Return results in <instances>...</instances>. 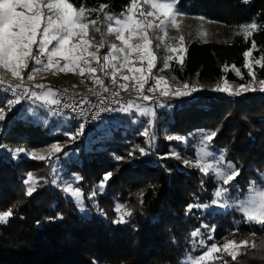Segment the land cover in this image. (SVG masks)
I'll return each instance as SVG.
<instances>
[{
    "label": "trees",
    "instance_id": "trees-1",
    "mask_svg": "<svg viewBox=\"0 0 264 264\" xmlns=\"http://www.w3.org/2000/svg\"><path fill=\"white\" fill-rule=\"evenodd\" d=\"M72 2L79 6V0ZM84 2L88 7L109 4V11L119 13L129 0ZM179 7L185 13L203 15L227 25L252 20L264 23V0H248V3L179 0ZM96 15L93 13L92 18ZM251 39L264 51V31L254 33ZM251 39L245 42L242 35H235L226 41H188L183 65L172 62L169 73L176 81L198 83L204 90L188 97L163 98L160 103L164 107L153 105L157 137L153 154L140 156L137 151L134 158L127 157L137 146L146 147L145 138L138 133L140 123L133 122L144 118L135 119V114L117 111L99 121L87 138L79 137L64 149L75 155L64 162L62 176L83 177L78 186L85 194V212L51 185L50 180L27 196L22 181L28 170L37 169L21 155L13 157L7 151L16 147L41 148L67 138L63 134L67 127L59 126L61 119L44 123L27 114L22 107L26 104L9 112L7 119L0 122V211L15 207L8 223L0 224V264H182L188 254H199L192 247L190 232L201 223L215 226L218 243L223 237L239 240L255 231L256 236L251 239L256 241L257 248H242L236 261L227 256L225 259L229 264H264V232L258 226L241 222L238 212L211 215L194 209L192 214H185L186 206L195 202L196 197L200 202L210 201L215 184L211 174L202 176L197 169L182 163L183 158H194L192 148L199 130H218L211 144L216 149H226L227 159L240 168L235 183L242 189L264 167V93L229 96L210 90L225 77L231 83H246L250 79L243 68L242 53L250 47ZM259 54L254 52L255 56ZM225 64L241 68L244 79L232 71L224 72ZM257 76L264 78V70L257 68ZM67 79L69 83L74 80ZM69 122L76 127L72 119ZM169 135L187 137V142L168 141ZM170 150H177L182 159H157V153L162 155ZM116 156L125 159L117 160ZM47 167L51 172L50 164ZM108 171L113 176L105 191L98 192L95 201L87 199ZM201 179L205 181L203 190ZM118 203L132 209L128 223H112ZM58 212L63 213L62 220H48ZM235 222H240L239 231L233 237L230 233Z\"/></svg>",
    "mask_w": 264,
    "mask_h": 264
},
{
    "label": "snow or ice",
    "instance_id": "snow-or-ice-1",
    "mask_svg": "<svg viewBox=\"0 0 264 264\" xmlns=\"http://www.w3.org/2000/svg\"><path fill=\"white\" fill-rule=\"evenodd\" d=\"M242 2L248 3V0ZM109 8L110 5L105 3L98 7H88L84 0H79V6L72 0H0V69L19 81L12 83L0 74V122L5 121L8 113L25 100H31L34 104L39 101L40 108L58 106V112H53V115H63V111L59 110L62 104L64 108L71 109L81 117H84L85 112L83 106L87 104L97 109L92 119H96L102 111H118L130 116L135 114L144 118L133 122L140 123L138 133L145 138L146 147L137 146L127 153V157L134 158L137 151L140 156L153 154L157 140L156 111L153 105L164 107L160 103L163 98L188 97L204 90L203 85L179 82L175 77L172 80L176 82L170 83L166 77L153 71L157 69L158 63V71L170 68L173 61L183 65L184 54L187 52L186 38L183 34L169 37V29H176L179 33L186 13L180 9L179 0H129L119 13H113ZM93 13L97 14L96 18H92ZM196 19L204 21L206 17L201 15ZM238 28L236 34L242 35L245 42H248L254 33L264 31V23L252 20L240 24ZM90 30H94L100 38L90 35ZM207 35V31L198 33L200 37ZM106 36L113 37L118 43L106 39ZM161 47L165 53L158 56L157 50ZM105 48L107 51L101 54V50ZM254 52L260 54L255 56ZM242 55L245 60L243 68L247 70L250 79L234 86L225 77L210 90L229 96L248 92L264 93V78L258 79L257 76V68L264 70V51L260 50L255 39H251L250 47ZM30 63L32 67L28 71ZM45 71L87 77L96 86L88 91L97 102L93 103L87 96H82L77 101L75 96L79 94H73L68 96L71 103H64L62 97L67 95L66 89L57 91L42 83H27L34 82L37 75ZM223 71H232L237 77L244 79L241 68L235 64H225ZM118 77L123 82L118 83ZM106 79L111 85L117 86L118 90H112ZM130 85L136 92V98L125 101L120 97L119 90L128 91ZM30 111L35 114L34 110ZM87 123V119L82 118L75 128L65 131L63 134L67 137V143L77 141L84 134ZM217 134L218 130H199L198 139L192 148L194 158L182 159L180 153L170 150L162 155L157 153V159H182L185 167L197 169L202 176L211 174L215 184L211 200L200 202L199 197H196L195 202L186 206V215L192 214L194 209L199 212L214 208L234 210L241 214V222L258 226L264 232V171L257 170L258 179H249L247 187L240 189L239 184L234 183L241 174L240 168L226 158V149H219L217 152L212 147L211 142ZM167 140L184 144L187 137L169 135ZM7 151L13 157L23 154L32 160L46 161L51 166L49 177H37L32 171L26 173L22 183L27 196H32L38 186H42V183L48 184L50 180L51 185L59 188L81 212L86 211L85 194L83 188L78 186L83 177L71 175L65 179L60 175L57 167L59 154L67 157L69 153L64 151L59 141L40 150L16 147ZM115 159L122 160L125 157L116 156ZM112 176L111 171L103 174L87 199L95 201L98 192L105 191ZM204 184V179H201L202 190ZM140 203L143 204L142 194ZM14 207L15 205L0 211V224H7L14 216ZM114 212V224L128 223L127 218L133 214L128 205L120 203L115 205ZM62 219L63 213L59 212L48 217L53 222ZM239 223H234V231L230 233L233 237L239 231ZM202 229L207 230L206 238ZM215 231V226L210 227L204 223L192 230V247L198 248L199 254H188L182 264H217L218 261L229 264L226 256L236 261L242 248L247 250L249 247H258L256 241L251 239L256 236L255 231L249 237L239 240L223 237L221 243L216 241Z\"/></svg>",
    "mask_w": 264,
    "mask_h": 264
},
{
    "label": "rangeland",
    "instance_id": "rangeland-1",
    "mask_svg": "<svg viewBox=\"0 0 264 264\" xmlns=\"http://www.w3.org/2000/svg\"><path fill=\"white\" fill-rule=\"evenodd\" d=\"M199 16H201V15H194V14L186 13V15L182 18V24H181L180 32L178 33L176 31V29H169V37H175L179 34H183L186 38L185 42H186V47H187L188 41H190L192 39L226 41V40L232 39L235 35H237L236 33L239 31V28H238L239 25H227V24H224L220 21L212 20V19H209L207 17L204 21H200V20L196 19V17H199ZM201 25H203L202 28H201ZM200 31H207V33H208L207 37L198 36V33ZM90 35L96 36L97 39L100 38L99 34L95 33L94 30H90ZM106 39L118 43V41H114V38L111 36H106ZM106 51H107L106 48L102 49L101 54H103ZM164 53H165V50L163 47H161L160 49L157 50L158 56H163ZM185 54H184V57H185ZM31 67H32V64L30 63L28 71L31 70ZM159 68H160V63H158L157 69L153 70L154 73L158 72L159 75L166 77L170 83H175V81L172 80V77L169 73V68L165 69L163 71H158ZM0 74L4 75L5 78L12 81V83L19 82V81L14 80L11 77V74L6 72L3 69H0ZM124 74H126V73H124ZM26 76H27V72L25 73V78H26ZM67 77H71L74 80L69 83ZM121 82H123V81L120 80L118 77V83H121ZM33 83H45L46 85H49L52 88L53 87H59V88H68V89H89L91 87H94L92 81L90 79H87V77H80L79 75L73 74V73L64 74V73H52V72H47V71L38 74L36 77V80ZM106 83L109 84V86L112 90H118L117 86L111 85L109 80H107V79H106ZM229 83L233 84L234 86L241 84V83H231V82H229ZM119 91H120V96H126V97H128V99H135L136 98V92H135L134 88L131 87V85H130L128 91H125V90H119ZM144 103H146V102H144ZM39 104L40 103H35V104L30 103V104H26L22 107H24L26 109L27 114H32L36 119L41 120L44 123H51L53 120L59 121L61 119L59 121V126H62V127L66 126L67 129L65 131H68L69 129L74 128V126L69 122V119H71V117L69 115H67V114H64V116L63 115L59 116L58 114L53 115L52 114L53 111L51 109L40 108ZM18 107H20V105L15 106L13 108V110L18 108ZM30 110H34L35 114H33V112ZM120 118H124V117H120ZM134 118L136 119L137 116L135 115ZM102 125H106V123H103ZM59 142L64 147V149H66V147L71 144V143H67V138H62L59 140ZM52 143H55V142H52ZM51 144H47L46 146L51 145ZM44 147L45 146H43L41 148H27V149H29V150H40V149H43ZM212 147L217 152L219 151V149H221V148L216 149L213 145H212ZM173 151L177 152V150H173ZM68 153H69V155L67 157L60 155V160H59V163L57 164V167L60 170L61 176H62V169L61 168L64 166V162L66 160H68V158L70 156H72L73 154L75 155V153H72V152H68ZM21 157H24L26 160H29L30 165H32V167H36V169H37L36 171L28 170V171H32L35 176L45 177L46 175L49 174L50 171L48 170V167H47L49 165L48 162L32 160L23 154H21ZM52 159L55 160V157H53ZM261 171H264V167L262 168ZM65 179H67V178H65ZM253 179H258V176L253 178ZM239 187H240V185H239ZM240 189H242V188L240 187ZM24 191H25V187H24ZM233 194H235V193H233ZM229 211H234V210H224V209L214 208V209L204 211L203 214H205L206 212H209L211 215L214 213L224 214V213H227ZM204 224H206V223H204ZM202 231L204 232L205 238H206L207 230L202 229ZM208 243L210 244L211 242L208 241ZM195 251L197 253H199L198 248ZM196 255H198V254H195L193 256H196Z\"/></svg>",
    "mask_w": 264,
    "mask_h": 264
},
{
    "label": "built area",
    "instance_id": "built-area-1",
    "mask_svg": "<svg viewBox=\"0 0 264 264\" xmlns=\"http://www.w3.org/2000/svg\"><path fill=\"white\" fill-rule=\"evenodd\" d=\"M16 83H18V82H16ZM27 83L29 85L33 84V82H27ZM42 84H45V83H42ZM94 87H96V86H94ZM53 89L57 90V91H63L65 89L67 90V95L62 97V100L64 103H71V101L68 99V96H72L73 94H79V95L75 96V99L77 101H79L82 96H87L91 101H93V103L97 102L96 98L88 91V89H68V88H59V87H53ZM120 97L123 98L125 101L128 100V97H126V96H120ZM30 103H32L31 100H25V101H22L21 104L24 105V104H30ZM36 103H40V102L38 101ZM83 107L85 109V112H84V117H81L76 112H73L71 109L64 108L63 104L61 106H59V110H62L63 114L69 115L71 117V119L74 121V123H76V125H78V123L81 122L82 118L87 119L88 123L86 124L84 134L80 136L81 138H87L91 132V129L93 127H95L97 125V123H99V121H101L102 119H104L106 117L111 116L112 113L114 112V111H102L99 113V116L96 119H92V116L97 111V109L91 108L87 104L84 105ZM47 108L51 109L53 112H58V106H49Z\"/></svg>",
    "mask_w": 264,
    "mask_h": 264
}]
</instances>
